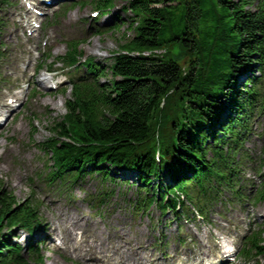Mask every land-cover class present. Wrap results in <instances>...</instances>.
Masks as SVG:
<instances>
[{
  "label": "trees",
  "instance_id": "trees-1",
  "mask_svg": "<svg viewBox=\"0 0 264 264\" xmlns=\"http://www.w3.org/2000/svg\"><path fill=\"white\" fill-rule=\"evenodd\" d=\"M117 2L135 19L129 24L133 36L107 67L88 58L84 76L64 102L65 113L49 122V136L40 143L52 160L49 179L72 183L91 169L102 181H113L112 173L132 171L138 209L157 204L179 216L189 215L191 206L203 213L204 199L213 201L215 186L228 182L230 154L249 123L264 114V0L88 4L108 13ZM77 47L68 43L67 65L80 55ZM166 47L175 54L168 56ZM246 71L259 76L236 89L237 76ZM256 191L254 199L263 200L264 183ZM35 211L0 191V264H30L19 254L22 246L10 240L17 234L12 225L29 232L37 227ZM247 241L242 264H257V256L264 257L263 232H252Z\"/></svg>",
  "mask_w": 264,
  "mask_h": 264
},
{
  "label": "rangeland",
  "instance_id": "rangeland-1",
  "mask_svg": "<svg viewBox=\"0 0 264 264\" xmlns=\"http://www.w3.org/2000/svg\"><path fill=\"white\" fill-rule=\"evenodd\" d=\"M12 1L13 7L10 6L7 13L10 15L4 17L0 24V35L1 32L7 33L1 44L5 43L9 48L1 70L8 84L5 89H0V103L6 102L9 87L16 83L23 87L26 94H32L30 88H25L24 82H36V77L31 79L30 75L33 60L28 55L22 59L25 55L22 50L28 44L34 50L42 48L46 42V46L51 47L48 49L50 56L66 55L67 39L75 38L79 40V47L85 56H93L96 63L107 67L111 62V54L120 51L119 45L133 36L129 24L135 19L122 9L121 2H117L116 8L107 15L99 14L93 18L90 17L93 10L90 5L80 7L78 0L75 2L76 6L70 8L63 17H54V28L47 29L45 33L40 32L26 42L27 36L22 35L20 22L12 25L16 14L25 11V6L21 5V0ZM33 2L37 3L38 0ZM116 15L119 17L118 27L110 29L115 27L113 24ZM0 16H6L3 8L0 9ZM168 50V56L175 54L170 47ZM59 65L61 64L55 66ZM25 66L26 70L23 71ZM71 70L68 68V71ZM80 70L82 71L78 73L82 74L84 68ZM6 80L4 82L0 79V87L4 86L3 82L6 83ZM101 80L104 81L105 77ZM244 83L245 78L240 77L238 85L242 87ZM46 86L45 80L38 89L39 92L31 97L30 103L28 99L9 118L8 125L0 130V189L25 203L39 201L38 213L40 215L42 212L45 228L35 234L48 233V237L54 240H43V234L39 236V240H43L38 246L40 245L39 253L44 264H90L87 262L88 251L97 246L99 238L104 240V248L107 250L117 249L116 256L120 258L130 256L135 247L139 249L137 252L140 256L144 257L148 252L151 258L159 259L160 264H180L178 262L184 259L192 261L197 257L200 251L198 241L204 245L202 251H212L215 240L220 235L238 245L240 232L246 229L248 219L253 222L254 230H262L264 238V217L256 216V211L264 213V200L255 202L248 187L260 185L261 178L259 180L255 175L264 176V115L253 119L252 134L249 132L243 142V152L252 157L253 161L258 160L259 165L263 164L262 169L255 173L251 163L242 160L240 155L235 160L232 159L239 163L235 184L244 187L242 191L246 196L251 194L250 200L244 201L240 209L233 205L232 193L225 190L212 209L211 221L202 223L197 217L193 219L192 215L190 219L184 217L175 220L170 213L162 215L156 205L139 211L134 209L137 178L132 174L118 173L114 176L115 181L101 182L99 177L85 171L77 182L67 188L58 185L59 182L55 183L58 188L63 189L61 193L55 188L47 189L43 186L39 174L43 176L42 172L49 171L52 162L41 151L39 144L49 135V122L59 119L65 113L64 102L70 97L71 88L67 85L62 94L57 90L51 91ZM29 117H34L33 121ZM128 177L131 178L129 181H123ZM251 215L254 219L250 218ZM255 226L258 228H254ZM67 228L74 229L72 236L68 235ZM19 234L12 241L25 246L28 234L25 231H20ZM161 239L164 243L158 244ZM28 255L26 254L27 258ZM259 262L264 264V260Z\"/></svg>",
  "mask_w": 264,
  "mask_h": 264
},
{
  "label": "bare ground",
  "instance_id": "bare-ground-1",
  "mask_svg": "<svg viewBox=\"0 0 264 264\" xmlns=\"http://www.w3.org/2000/svg\"><path fill=\"white\" fill-rule=\"evenodd\" d=\"M45 80V79H43ZM42 82V80H40ZM218 129L216 128L215 131H217ZM74 229L71 228V230L69 228H67V233L68 235L72 236V231ZM100 242H96L97 246H95L94 248H91L88 251V256L87 258L89 259L90 263H98V262H103L105 264H109V262L113 261L115 264H139V262H141L143 260V264H144V259L145 262L150 258L149 256H140L138 254L137 251H139V249L134 248V250L131 252L130 256H126L125 258H120L118 257V259H115V253H110L106 248H104V240L102 238H99ZM157 260H152L150 261V264H156Z\"/></svg>",
  "mask_w": 264,
  "mask_h": 264
}]
</instances>
